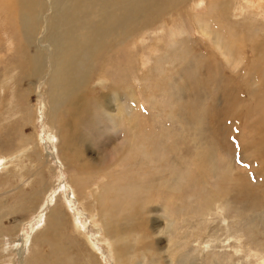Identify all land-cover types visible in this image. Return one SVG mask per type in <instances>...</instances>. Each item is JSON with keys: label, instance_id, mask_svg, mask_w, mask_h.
I'll return each instance as SVG.
<instances>
[{"label": "rangeland", "instance_id": "1", "mask_svg": "<svg viewBox=\"0 0 264 264\" xmlns=\"http://www.w3.org/2000/svg\"><path fill=\"white\" fill-rule=\"evenodd\" d=\"M215 1L228 2V9L209 10L205 0L186 24L177 19L174 25L168 17L162 37L156 30L165 20L149 29L145 47H159L154 53L145 51L137 78L120 67L123 53L115 50L107 56L113 66L107 80L96 76L90 81L84 95L91 98L111 92L108 82L125 86L122 101L109 100V108L125 107L126 101L128 112L122 118L143 121L140 128L127 123L134 131L133 145L139 146L131 152L130 142V152L114 154L108 167L103 160L112 157L109 146L119 144L124 132L117 131L109 145L104 135L86 142L81 159L73 156L77 169L61 161L58 134L45 116L46 88L40 81L48 84V76L21 77L15 85L19 99L0 91L1 111H7V99L12 98L16 111L27 107L24 114H30L27 121L22 114L7 120L4 113L0 116V161L6 160L0 162V264H176L171 240L180 241L184 261L264 264V0ZM4 15L0 11V72L20 49L16 39L10 43L12 31ZM202 15L209 36L197 25ZM226 29L236 36L234 49L228 46ZM35 49L32 45L29 50ZM105 60H100L97 74H102ZM131 88L139 101L134 110ZM11 156H16L13 163ZM84 159L92 168L101 164L105 170L94 178L82 174ZM79 173L87 179L86 187L78 183ZM109 187L116 189L123 207L121 212L116 208L119 220L113 224L121 242L107 234L109 214L97 196ZM152 191L154 201L141 213L138 199ZM125 196L135 199L125 206ZM53 207L63 216L49 230ZM54 242L63 247L57 253L51 248Z\"/></svg>", "mask_w": 264, "mask_h": 264}, {"label": "bare ground", "instance_id": "2", "mask_svg": "<svg viewBox=\"0 0 264 264\" xmlns=\"http://www.w3.org/2000/svg\"><path fill=\"white\" fill-rule=\"evenodd\" d=\"M204 1L205 0H0V11H5L2 20L12 31L11 36L8 35L12 39L10 43H14L16 39L19 42L20 48L15 58L14 53L16 51L11 53L13 54V57L10 58L12 59V63L8 62L2 64L5 67V71L0 72V91L4 96H12L13 99L16 97L19 99L21 98V93H17L19 87L16 86H18L19 83L21 84V77L29 78L34 74L39 76V80H41L42 74L48 76V84L46 81H40L46 88L44 98L46 106L45 116L49 125L58 134L57 136L60 140L58 153L60 154L61 151V161L65 165L68 164L70 168L77 169V164L72 162L73 156L75 161L81 159L86 142H91L92 144L93 140L98 141V138L104 135V138L107 140L106 144H110L111 139H114L117 131L118 133L120 131L124 132L126 135L120 139L119 144L112 143L109 146L108 150L111 152L112 157L103 160L104 165L108 167L109 164H114L111 162L114 154H121V156H124L126 153L130 152V147L132 152L133 147L139 146L138 144L133 145L135 142V137L133 135L134 131L132 129L130 131L128 130L127 123L131 124L130 122H132L135 126H139L140 128L141 125H143L141 123L143 121L139 117L138 121H133L131 119L132 117L129 116H127V119L122 118L126 115L125 113L128 112L126 101L123 102L125 107L118 106L115 110L109 108V100L111 103L122 101L123 93L126 91L125 86L120 85L119 82L116 85L113 82H108V87L111 92H103L100 96L91 98L88 94V96L84 95V92L88 90L90 81L92 82L96 76H103L105 80H107L105 76L107 73L109 74L111 71L110 68L113 67H110L112 64L107 59V56L111 51L115 50L120 55L123 53V58L118 61L121 64L120 67L123 66L126 71L130 72V75L137 78V73L140 71L141 66L145 65L143 62L146 56L145 51L150 49V52L154 53L155 48L159 47L157 44L150 45L148 48L145 47V41H147L146 35L149 34V29H154L156 24L165 20L164 23L158 25L156 30L159 36L162 37L168 25V17L174 25L177 19H183V23L186 24L191 17L189 14L196 13V8L203 5ZM208 1L211 4L210 7L207 5L208 9H216L219 13L220 11H226L228 9L227 6H225L229 4L228 2H224L225 5H222L220 2ZM246 1L249 2L250 0ZM210 14L207 13L206 15L208 16ZM219 20V24L224 22L221 18H219ZM196 21L198 27H200V32L209 36L210 32L208 24H206L205 21V15L197 17ZM226 30L228 35V46L234 49V40L236 36H234L230 30ZM4 34H6V32H4ZM170 34L175 36L174 32L171 33L170 31ZM220 35L221 31L218 32L217 38ZM157 38L161 40L159 37ZM7 44L8 47H6V50L9 51L11 47H9L10 44L8 41ZM32 45L36 47L35 52H30L29 50ZM137 45L142 49L139 50L136 47ZM183 45L184 47H188V40H184ZM153 46L154 48H152ZM14 48L16 49V47ZM125 55L129 56L131 59ZM6 58H8V56H6ZM16 58L20 60L21 64L15 62L14 59ZM168 58L165 59L171 63ZM103 59H106L104 62L105 67L101 70L102 74H97L96 71L99 70V62L100 60L103 61ZM186 59H188V56H186ZM123 62L125 63L123 64ZM102 64L101 62V65ZM102 82H104V80ZM10 89L12 91L11 95L9 94ZM92 92L93 89L91 88V93ZM7 100L5 105L7 111L5 112L4 108L2 111L0 110V116L4 113L6 117L3 119L7 120L8 118L10 119L13 114H16L17 117L22 114L21 119L27 121L30 114H24V112L28 108L25 107L26 109H24L23 107L24 111H20L21 107L19 111H16V105L12 104V98H8ZM130 103L133 110L139 108V101L134 91L132 92ZM95 126L98 127L97 130ZM143 127L140 130L141 133L145 131ZM95 130L97 131L96 138L94 137ZM112 130H114V132L107 134L108 131ZM130 136H132V139ZM130 142L131 146L127 147L128 144L130 145ZM138 150L142 152V148ZM69 155L71 156L69 157ZM16 156H11L9 161L13 163ZM87 160H83L86 169L83 167L82 174L86 176L90 175L91 178H94L96 175L101 174V171L105 170L101 164L99 169L92 168L91 165H89L90 161ZM0 162L4 163L6 160L3 159V161L1 160ZM117 162L119 163V160ZM118 163L116 166H119ZM90 164H92V162ZM23 165L25 164L23 163ZM15 166L16 168L20 167L19 164H15ZM90 167L91 170L89 169ZM89 170L91 172H89ZM77 180L79 184L85 187L87 186V179L84 180L81 178L80 173ZM156 191L157 190H155V192ZM153 192L154 191L149 193L146 198L143 197L141 200L138 199L143 203L141 205V213H145L148 210L147 204L154 201V199L151 198ZM245 195L248 196V194ZM97 196L102 197L103 208L106 214H109L108 217L110 220L106 223L108 227L107 234L112 239H115L116 242H121V238L113 231V224L117 223V220H119L116 208H118L120 212L123 211L121 203L117 200L116 189L113 187L106 188L105 192ZM111 196L114 198H109ZM134 197H132L133 199L126 197L125 206H128L129 200L133 201L135 199ZM107 200L110 202H107ZM49 213L50 230L58 224L56 219L63 216V211L61 213V211L54 208L51 209ZM124 238L125 234L122 236V239ZM179 242L180 241L175 240L170 241V247L174 250L171 253L172 260L173 257L177 255L176 264H180L181 262L184 264H196L190 262V259L184 261V256L181 254L184 248L181 244L177 245ZM51 248L53 252L57 253V251L63 247H59V245L54 242ZM21 253V255H23L24 252L22 251ZM215 254L212 255L215 256ZM54 255L56 254L51 256ZM218 255L219 253H217L216 256ZM126 256L128 257V252ZM134 263H136V259ZM147 264L152 263L148 261Z\"/></svg>", "mask_w": 264, "mask_h": 264}]
</instances>
